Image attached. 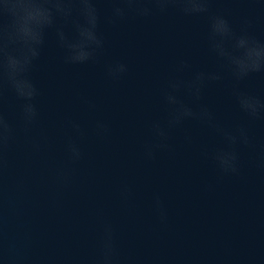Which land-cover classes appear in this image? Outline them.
<instances>
[{
	"label": "water",
	"instance_id": "water-1",
	"mask_svg": "<svg viewBox=\"0 0 264 264\" xmlns=\"http://www.w3.org/2000/svg\"><path fill=\"white\" fill-rule=\"evenodd\" d=\"M102 15L109 6L101 0ZM213 12H223L234 26L242 17L253 20L252 31L264 40V0H213ZM106 46L101 64L66 66L60 60L55 37L49 33L33 78L40 89L38 127L47 130L51 146L33 153L21 135L8 153L0 180V228L5 244L11 243L31 257L59 258L88 255L97 231L96 210L103 209L117 226L123 250L159 257L175 264H264V170L248 166L242 152L243 174L217 180L199 145L213 147L219 138L193 123L185 127L193 146L180 143L174 131L176 152L145 163L139 141L147 134L148 120L162 114L159 89L178 58L188 59L193 70L212 68L207 47V19L174 14L147 20H128L116 26L102 24ZM123 59L129 74L120 82L104 78L103 61ZM187 75V74H185ZM230 81L210 84L204 102L226 124L245 123L257 141L264 142V122H249L230 95ZM247 91L264 96V77L242 82ZM95 100L98 109L88 113L78 96ZM5 112L18 121L17 101L9 95ZM67 117L85 126L95 118L112 124L110 141L89 134L83 142L85 160L79 165L75 186L58 203L51 199L50 170L64 161V127ZM127 179L137 188L136 206L124 211L116 186ZM211 181V191L204 182ZM160 190L166 200L167 230L152 231L151 192ZM0 264H5L0 259ZM25 264V262H21Z\"/></svg>",
	"mask_w": 264,
	"mask_h": 264
},
{
	"label": "clouds",
	"instance_id": "clouds-1",
	"mask_svg": "<svg viewBox=\"0 0 264 264\" xmlns=\"http://www.w3.org/2000/svg\"><path fill=\"white\" fill-rule=\"evenodd\" d=\"M109 8L102 15L101 0H0V180L8 165V153L23 136L33 153L51 146L47 130L38 127L40 89L33 70L40 60L49 33L55 37L60 60L66 66L101 64L106 40L102 24L116 26L128 20H147L174 14L184 18L207 19V47L215 61L212 68L193 70L188 59L178 58L171 73L159 89L162 114L146 122V136L139 141V154L145 163H155L161 155L176 152L173 132L182 131L180 143L193 146L194 137L185 127L193 123L207 128L219 138L213 147L199 145L200 156L212 165L217 180L239 178L243 174L242 152L249 153L248 166L264 170V142L257 141L245 123L226 125L212 107L204 102L210 84L230 81V95L240 113L249 122H264V96L247 91L242 82L254 75L264 77V40L252 31L253 20L242 17L239 27L223 12H213V0H103ZM257 3L258 0H251ZM129 64L123 59L103 61L105 80L118 83L128 74ZM187 74V75H185ZM11 95L18 106V121L9 118L5 104ZM88 113H95L94 99L79 95ZM64 127V161L50 170L53 204L71 190L77 180L79 165L85 160L83 142L89 134L108 142L112 124L95 118L90 126L67 117ZM213 183L204 182L211 191ZM116 196L124 211L136 206V185L127 179L116 186ZM154 219L152 231L167 230L169 209L160 190L151 192ZM97 231L88 255L59 258L55 255L31 257L11 243L5 244L0 228V259L5 264H175L159 257H145L125 252L115 223L103 209L96 210Z\"/></svg>",
	"mask_w": 264,
	"mask_h": 264
}]
</instances>
